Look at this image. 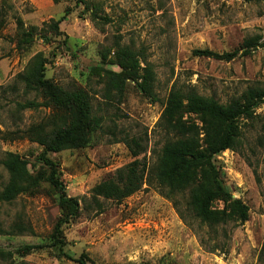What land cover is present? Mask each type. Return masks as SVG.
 <instances>
[{
    "label": "rangeland",
    "instance_id": "374dc122",
    "mask_svg": "<svg viewBox=\"0 0 264 264\" xmlns=\"http://www.w3.org/2000/svg\"><path fill=\"white\" fill-rule=\"evenodd\" d=\"M82 1L0 0V191L8 180L1 164L8 152L24 159L31 175H42L38 186L0 203V264H78L80 257L86 264H264V104L252 119L239 121L241 148L214 157L226 191L248 207L243 224L210 230L188 212L181 218L155 184L145 183L121 201L98 198L97 206L91 199L94 186L134 160L132 138L145 149L139 159L155 163L163 144L173 138L159 122L173 86L192 88L220 104L238 99L248 88H264V0ZM66 9L70 12L59 34L48 32V43L39 38L21 42L16 18L25 27L47 28ZM254 36L262 46L243 55L242 43ZM117 44L143 52L130 78L114 88L104 70L121 72L114 58ZM203 49L237 50L238 55L225 62L192 54ZM38 54L46 62L45 78L67 91L83 90L93 114L102 118L86 147L47 155L57 163L66 195L77 199L81 209L62 227V253L72 260L51 242L60 209L37 160L43 148L27 138H2L60 112L53 106L17 111L18 103L44 101L15 82ZM149 71L152 95L138 86ZM182 116L200 125L197 115ZM178 199L183 211L185 199ZM213 208L222 209L223 202H214Z\"/></svg>",
    "mask_w": 264,
    "mask_h": 264
},
{
    "label": "trees",
    "instance_id": "16d2710c",
    "mask_svg": "<svg viewBox=\"0 0 264 264\" xmlns=\"http://www.w3.org/2000/svg\"><path fill=\"white\" fill-rule=\"evenodd\" d=\"M82 2L75 0L76 5ZM69 12L70 9H66L60 19L50 21L47 28L40 29L36 26L25 27L21 18H16V30L21 36V42L30 43L34 38H39L48 43V32L59 34V24ZM3 26L4 9L1 7L0 30ZM259 39V36L246 39L242 43L244 48L242 54L247 55L251 50L262 46ZM114 51L115 63L121 68V72L104 70V73L110 86L116 88L122 85L124 79L130 78V74L137 67V57L143 50L134 51L129 46L117 44ZM192 54L196 57L228 62L238 55V51L217 53L203 49L194 50ZM45 64L44 59L38 54L33 57L23 73L15 76V82L22 85L25 92L42 96L44 101L18 103L16 108L18 111L53 106L60 112L23 130L4 133L2 138L9 141L27 138L43 148L37 160L45 168L44 181L57 193L60 209L59 218L51 233V242L59 254L72 260L71 256L62 253L65 244L62 227L78 218L81 209L77 199L66 195L65 187L59 179L57 163L47 155L86 147L91 134L101 129L102 118L93 114L89 98L83 90L67 91L47 80ZM142 80L138 85L140 90L152 95L153 73L149 71ZM263 104L264 88L260 87L248 88L238 99L220 104L212 97L199 95L192 88L182 90L173 86L159 120L160 125L168 134H172L173 138L163 144L156 155L155 163L148 165L145 156L139 159L145 149L132 138L130 144L135 150L130 145L129 147L134 160L117 170L114 177L94 186L91 190V199L97 206L98 198L121 201L137 192L143 184H155L161 188L164 197L174 203L181 218L184 216L183 212H188L210 230L228 223L243 224L248 220V207L241 200L232 198L226 191L220 171L214 165V157L225 150L238 151L241 148L242 131L239 121L252 119L256 109ZM183 112L197 115L200 125L184 120ZM1 164L8 174V180L0 191V203L13 201L20 194L38 186L42 179L40 173L36 176L31 175L27 162L17 154L6 153ZM178 197L185 199L183 211L179 209L181 203ZM216 201L223 202L222 209L213 208ZM75 262L86 264L82 257Z\"/></svg>",
    "mask_w": 264,
    "mask_h": 264
}]
</instances>
